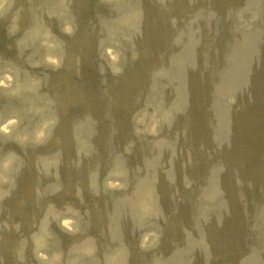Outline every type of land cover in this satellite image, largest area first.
<instances>
[{"label":"rangeland","instance_id":"obj_1","mask_svg":"<svg viewBox=\"0 0 264 264\" xmlns=\"http://www.w3.org/2000/svg\"><path fill=\"white\" fill-rule=\"evenodd\" d=\"M58 1L45 0V3L53 6L59 4ZM195 1L187 0L185 9L189 10ZM0 6V63H7L12 57L10 63L15 66V74L11 75L13 83L10 85L17 83L11 89V101L22 103L30 111L37 105L55 106L56 97L65 107L85 98L92 99L94 104L89 112L75 122V137L69 127L72 149L77 148L74 155H86L85 148L90 142L96 141L99 146L105 140V146L106 134H110L113 127L124 134L126 125L130 127L129 132L138 137L143 153L144 163L133 165V172L127 162L109 160L108 176H124L129 180V187L134 183L137 190L109 188L108 193L114 198L105 205L102 222L92 224L86 211L79 212L80 233L65 241L64 248L50 226L52 219L48 225L41 226L43 236L55 245L54 261L69 264L71 260L73 264H264V110L232 103L240 81L261 74V70L253 58H247L241 51L244 45L233 46L222 38L215 39L214 23L219 20L216 10L212 11L213 17L210 13L206 16L207 22L213 21L210 25L197 16L202 15L200 12L197 15L179 12L166 25L164 41L158 38L150 23L131 25L129 9L124 11L127 20L123 23L111 20L110 15H106L108 19L95 16V42L90 55L95 65L69 67L65 77L59 80L62 84L59 87L39 85L40 80L34 98L26 99L19 95L23 85L19 77L27 82L24 76L30 75L32 69L24 62L31 56L45 55L38 39H32V35L44 31L46 25L62 40V28L57 23L53 32L46 23V16L56 21L61 17L62 27L70 31L71 20L65 16L78 21L76 5L74 0H62L58 11V6L56 9L34 8V13L28 19L23 17L21 22L17 21L21 12L18 0H0ZM97 6L94 4L93 9ZM133 7L135 16L132 18L137 20L141 16L138 0L133 1ZM263 12L261 7L260 16ZM102 23L104 27L98 35ZM55 28L59 29L60 36ZM100 39H103L102 51L109 40L116 41L117 55L122 45L136 40L137 44L128 43L136 47L132 54L135 61L124 59L128 56L124 49L117 58V69H113L108 57L100 51ZM44 43L50 45L53 53L48 56L59 61V40L47 38ZM202 49L211 54L201 56L196 62V51L204 53ZM61 50L63 53L62 42ZM99 67L117 83L110 85L95 76ZM3 92L0 91V102ZM42 119L31 122L33 130ZM12 140L18 141V137ZM110 140L111 145L116 144L117 136L111 135ZM96 154L93 157L96 160L91 159L92 164L101 159ZM60 161L53 159L54 167L40 168L42 176L50 179V170ZM17 167H6L4 161L0 163V185H4L0 187V198L8 184H12ZM109 182L116 181L110 179L106 183ZM22 186L26 185L21 184V190ZM220 202L224 204V215L217 210ZM107 210L114 212L108 223ZM43 217L44 214L41 219ZM65 224L70 227L68 221ZM16 225L17 222H13L7 234L16 232L19 228ZM93 225L97 234L93 230L88 232ZM82 233L88 237L77 240ZM149 233L154 235L150 239ZM23 243L24 235L21 236ZM45 245L43 240L35 241L36 251H46ZM62 252L72 253L74 258L62 256Z\"/></svg>","mask_w":264,"mask_h":264},{"label":"bare ground","instance_id":"obj_2","mask_svg":"<svg viewBox=\"0 0 264 264\" xmlns=\"http://www.w3.org/2000/svg\"><path fill=\"white\" fill-rule=\"evenodd\" d=\"M1 3H3V2H1ZM6 4H8V3L5 2V5H6ZM2 6H3V5H2ZM0 7H1V6H0ZM4 7L6 8L7 6H4ZM3 9H4V8H3ZM0 10L2 11V8H1ZM1 11H0V12H1ZM5 11H6V10H5ZM5 11H3V13H4ZM4 14H5V13H4ZM7 16H8V15H7ZM41 48H42V50L45 52V53H43V54H45L44 57H41V58L45 59L46 61L53 62V61H54V57H49V56H48V55H50V56L53 55L52 51L49 50V49H50V45H49L48 43H44V44H43V47H41ZM48 51H50V53H49ZM39 57H40V56H39ZM11 58H12V57H11ZM11 58L8 59L7 61H8V62H11ZM34 59H35V58H34ZM9 60H10V61H9ZM38 60H39V59H38ZM38 60H37V61H38ZM108 60H109V58H108ZM2 61H3V60H2ZM5 62H6V61H5ZM35 62H36V61H35ZM3 63H4V62H3ZM3 63H0V65H2ZM4 64H5V63H4ZM31 64H32V63H31ZM4 78L8 81V78H7L6 76H4ZM17 78H18V77H17ZM19 82H20V81H19ZM19 82H18V83H19ZM1 83H2V82H1ZM11 83H13V82L11 81ZM24 83H27V82L24 81ZM14 84H15V83H14ZM23 85H24V84H23ZM17 87H18V86H17ZM36 87H37V86H36ZM7 88H8V87H7ZM7 88H6V89H7ZM82 94H83V93H82ZM71 96H72V95H71ZM49 102H50V101H49ZM51 102H52V101H51ZM47 104H48V103H47ZM50 115H51V114H50ZM49 117H50V116H49ZM48 120H49V118H43L41 121H44V122H45V121H48ZM9 122H10V121H7V123H6L7 126H10V125H11ZM13 125H14V123H13ZM47 125H48L47 123H45V124H44V123H40L39 125L37 124L34 130L37 132V134H38V133H42V132L45 131V128L47 127ZM80 125H81V123H80ZM14 126H15V125H14ZM4 127H5V126H2V128H4ZM78 138H79V137H78ZM77 142H78V141H77ZM86 142H87V141H86ZM84 143H85V141H84ZM77 144H78V143H77ZM80 144H81V143H80ZM74 146H75V145H74ZM74 146H73V147H74ZM76 147H77V146H76ZM79 148H80V147H79ZM82 149H83V148H82ZM81 151H82V150H81ZM83 154H85V153H83ZM78 155H79V153H78ZM78 155H77V156H78ZM98 155H99V154H98ZM80 156H81V155H80ZM84 156H85V155H84ZM96 157H99V156H97V154H96ZM100 157H101V156H100ZM73 158H74V157H73ZM80 158H81V157H80ZM94 159H95V158H93V160H94ZM36 160H37V162L39 163V158H36ZM93 160H92V161H93ZM95 160H96V159H95ZM73 161H74V159H73ZM92 161H91V162H92ZM75 162H77V161H75ZM4 164H5L6 167L9 166L8 164L6 165V163H4ZM43 164H45V162H41V165H43ZM13 166H14V165H13ZM14 167H15V166H14ZM10 168H11V167H10ZM51 170H52V169H51ZM1 182H2V181H1ZM107 185H108V186H117L116 182H109V183H107ZM112 188L114 189V187H112ZM27 189H28L27 186H22V190H23V191H26ZM110 189H111V188H110ZM110 189H109V190H110ZM3 190H5V189H3ZM114 190H117V189H114ZM0 192H1V191H0ZM3 192H4V191H3ZM3 195H4V194H3ZM63 195H64V194H63ZM66 195H68V194H66ZM44 203H45V202H44ZM45 207H46L45 210H51V209H53V207H52L50 204H49V205H46ZM7 212H8V211H7ZM81 213H82V212H81ZM85 213H86V212H85ZM85 213H84V214H85ZM78 214H79V213H78ZM84 214H83V215H84ZM42 215H43V214H42ZM83 215H82V216H83ZM80 218H81V216H80ZM83 218H85V216H83ZM83 218H81V220H82ZM87 219H88V218H87ZM81 220H80V221H81ZM25 222H31V219L26 218V221H25ZM66 222H67V221H60V224H62V223L65 224ZM68 223H69V222H68ZM85 223H86V222H85ZM8 224H9V223H8ZM79 224H80V222H79ZM83 224H84V223H83ZM65 225H67V224H65ZM70 225H72V224H70ZM80 225H82V224H80ZM84 225H85V224H84ZM66 227H67V226H66ZM11 230H12V229H11ZM11 232H12V231H11ZM12 234H13V233H12ZM147 236L152 238V236H154V235L151 234V233H149V234H147ZM145 238H146V237H145ZM145 238H144V239H145ZM149 239H150V238H149ZM153 239H154V238H153ZM153 239H152V240H153ZM147 240H148V239H147ZM147 240H146V241H147ZM148 241H149V240H148ZM148 241H147V242H148ZM150 241H151V240H150ZM147 242H146V243H147ZM144 243H145V242H144ZM144 243H142V244L144 245ZM149 243H150V242H149ZM151 243H152V242H151ZM143 245H141L142 248H143ZM146 245H147V244H146ZM144 248H145V247H144ZM39 257H43V256H42V255H39ZM75 257H76V256H75ZM70 260H71V258H70ZM73 261H74V260H73ZM75 261H76V259H75ZM55 262H56V260H55ZM60 263H61V262H60ZM77 263H79V262H77ZM71 264H73L72 260H71ZM74 264H75V262H74Z\"/></svg>","mask_w":264,"mask_h":264}]
</instances>
